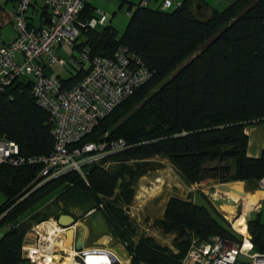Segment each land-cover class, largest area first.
<instances>
[{
  "label": "trees",
  "instance_id": "16d2710c",
  "mask_svg": "<svg viewBox=\"0 0 264 264\" xmlns=\"http://www.w3.org/2000/svg\"><path fill=\"white\" fill-rule=\"evenodd\" d=\"M17 2L0 0V14ZM90 18L96 17L84 2L76 21ZM118 46L135 54L152 75L74 146L121 139L131 147L85 165L83 177L69 172L34 190L39 167L0 166V264H27L20 255L27 227L20 220L53 195V204L61 205L56 219L70 216L68 208L100 213L128 264H181L192 241L207 243L215 236L240 244L207 201L202 206L190 198L166 200L152 224L172 236L170 247L144 235L133 242L125 208L137 180L161 168L153 158L166 159L189 186L243 182L255 190L264 179V156L246 157L243 133L246 125L264 122V0H235L220 12L204 10L195 0L168 11L137 5L120 35L109 25L80 29L72 50L87 48L89 58H109ZM68 66L73 74L56 76L65 90L88 72L87 66ZM50 129L28 81L13 79L0 94V138L14 142L22 156H46ZM107 162L113 164L105 169ZM45 218L34 214L30 219L40 223ZM245 225L252 251L264 254L259 211Z\"/></svg>",
  "mask_w": 264,
  "mask_h": 264
},
{
  "label": "built area",
  "instance_id": "2783aa9c",
  "mask_svg": "<svg viewBox=\"0 0 264 264\" xmlns=\"http://www.w3.org/2000/svg\"><path fill=\"white\" fill-rule=\"evenodd\" d=\"M84 2L86 0H18L10 16L14 38L8 42L0 39V94L13 79L28 81L34 103L48 116L52 138L50 152L46 156L33 157L20 155L14 142L0 138V166L39 167L35 175V181H40L38 184L69 172L83 177L82 168L85 165L99 164L103 158L131 147L121 139L86 143L81 147L74 145L152 75L142 61L123 46H118L109 58H89L87 48L80 51L77 59L70 58L65 62L59 58L58 48L72 47L80 29L92 30L106 22V16L102 13H98V18H90L85 23L77 22L76 17ZM36 6L46 12L44 24L40 28L29 27L27 21L29 8ZM139 6L145 7V1L140 2ZM178 6L163 0L160 10ZM68 64L87 66L88 72L77 85L65 90L55 75H45L44 70L54 65L64 67ZM257 189L264 190V179L257 182ZM207 198L210 204L223 200L229 202L217 185L209 186ZM232 201L238 207H244L241 197ZM256 209L257 204H252L251 210ZM94 212L91 209L86 217ZM243 219V235L233 228L231 220L227 221L231 230L240 237V244L230 243L217 236L210 238L207 243L192 241L181 264H264V254L252 251L245 217ZM48 225L52 231L50 235L45 230ZM64 231L53 218L34 225L30 231L32 234L26 233L23 238L21 258L27 264H49L52 261L44 263V252L41 249L43 239L62 241ZM50 255L63 261L70 259L73 264H128L117 250L115 252L111 249L90 248L75 252L58 247Z\"/></svg>",
  "mask_w": 264,
  "mask_h": 264
},
{
  "label": "rangeland",
  "instance_id": "374dc122",
  "mask_svg": "<svg viewBox=\"0 0 264 264\" xmlns=\"http://www.w3.org/2000/svg\"><path fill=\"white\" fill-rule=\"evenodd\" d=\"M106 0H92L94 4H101L103 6H106L108 9L102 10L98 6L96 8L98 10H102L104 12V15L107 17H110L111 13H113L111 10L112 8L109 4L105 3ZM8 9V7L6 8ZM96 9V10H97ZM125 7H123L120 10L115 9L114 17L112 18L110 25H112L115 28V31L119 35L127 21V17L125 16ZM97 13L101 11H96ZM103 14V13H102ZM205 15V13H204ZM96 18H98V14L95 15ZM0 24L2 26L1 32H7L8 30V20L5 16V14H0ZM13 34V33H12ZM67 47L62 48V55H60V58L66 62L68 59V50ZM69 71H68V70ZM53 75L58 76L60 78H65L68 76V73L71 74L74 72L73 69H71L68 65H65L64 67H60L58 65H54L51 68ZM153 163L159 164L161 166L160 169L152 171L141 177L139 180H137L135 187H134V196L133 199L128 206L127 210V216L130 220L131 227L134 230V236L132 238L133 242H136L137 238L140 235L144 236H150L152 237L156 243L163 247H170V242L172 239V236L162 234L153 224V220L159 219L161 214V208L165 201L169 197H176L179 199H187L191 196H195V203L198 205L205 206L208 200L207 194L209 193V185L210 184H204L202 186H189L187 185L182 177L172 168V166L167 162L166 159L163 158H153L151 160ZM131 164V162H129ZM113 163L107 162L102 165L103 168L107 169L110 165ZM225 183L223 184L227 189H229L228 192H224V197L227 198V200H232L235 198H238L237 193H244L246 190H248V187L245 185L242 188L241 191V185L238 183ZM40 184L35 185L32 190H34L36 187H38ZM213 185H219V184H213ZM54 196V195H53ZM53 196H51L46 201L42 202L37 208H35L31 213H26L23 216V219L20 220L22 224H24L25 227H27L26 233H31V229L34 225H38L39 223L33 222L30 218L34 214H39L40 216H45L46 218L44 221L53 218L56 221V215L59 214L60 206L53 204ZM239 197H242L241 195ZM246 201L248 200V197L246 195L243 196ZM230 198V199H229ZM2 201V196L0 195V202ZM149 203V204H148ZM219 202H214V204H210L211 207L217 206ZM103 204V202H102ZM219 208V206H218ZM240 206L236 208L237 213L235 215H228L226 212L223 215V219H227L232 221V218L236 215H239L240 212ZM247 210V208H245ZM242 208L241 214L243 215L246 210ZM90 211V210H89ZM89 211H83L79 209L74 208H68V212L70 213V216L75 220L85 221L86 220V214ZM94 211H96L94 209ZM259 220L261 224H264V198L260 202L259 207ZM42 221V222H44ZM233 225V223H232ZM231 229V228H230ZM2 230H0V233ZM65 233V232H64ZM63 233V238H64ZM32 234V233H31ZM33 236V235H32ZM61 242V241H60ZM90 248L97 249H111V250H120L126 261L129 262L128 257L124 253L123 250L120 248V242L114 239L110 234L108 235H102V236H89L87 237V242ZM62 243H60L61 245ZM69 244V241L65 237L63 239V244L61 245L62 248L67 249V245ZM59 245V246H60ZM60 247V248H61ZM57 255V254H55ZM51 261L49 264H64L70 261V259H66L63 261V259H57L55 257L51 258ZM55 261V262H54Z\"/></svg>",
  "mask_w": 264,
  "mask_h": 264
},
{
  "label": "crops",
  "instance_id": "0c3cea01",
  "mask_svg": "<svg viewBox=\"0 0 264 264\" xmlns=\"http://www.w3.org/2000/svg\"><path fill=\"white\" fill-rule=\"evenodd\" d=\"M145 1V7L152 9V10H160V6L163 0H106L105 3L109 4L112 8H114L113 10H111L113 13H111L110 17H107L106 15V22L104 23V25H99L96 27V30H100L101 28H103L105 25H109L110 27H112L114 30L115 28L110 25V22L112 20V18L114 17V13H115V9L116 10H120L123 7H125V16L128 18V16L126 15V13H131L132 10L139 5L140 2ZM171 5H175V4H182L185 0H169ZM196 3H199L201 5L204 6V10H213L216 12H220L224 9H226L229 5H231L235 0H195ZM86 5L89 6L92 10H93V15L95 16L96 14L100 13V12H96V11H101V13L104 14V12H102V10H107L108 8L106 6H103L101 4H94L92 2V0H86ZM96 6H98L100 9L102 10H98L96 8ZM196 6V4H193L192 7L194 8ZM97 9V10H96ZM172 8L167 9L170 10ZM12 8L8 7V9L5 8V11H3L2 13L5 14L7 20H8V30L7 32H1V24H0V39L4 42H8L11 41L14 38V33L11 29V23H10V16L12 13ZM46 18V12L40 7V6H36V7H31L29 8L28 12H27V21L28 23L32 26V27H37L40 28L43 24H44V20ZM128 20V19H127ZM127 23V21H126ZM126 26V24H125ZM124 26V28H125ZM123 28V30H124ZM122 30V32H123ZM116 32V31H115ZM121 32V33H122ZM13 33V34H12ZM117 33V32H116ZM120 33V34H121ZM119 34V35H120ZM118 35V34H117ZM82 41V40H81ZM78 41V42H81ZM62 48L63 47H59L58 48V56L60 58V55H62ZM73 48H67L64 50H68V59L72 58V59H77L78 55L80 52L76 51V50H72ZM68 59L66 61H68ZM70 67V66H69ZM84 67V66H82ZM71 68V67H70ZM86 68V67H84ZM72 69V68H71ZM68 70V69H67ZM69 71V70H68ZM74 71V70H73ZM51 68L50 69H45L44 70V74L45 75H53ZM55 74V73H54ZM70 72L68 73V76H70ZM73 74V73H72ZM68 76H66L65 78H67ZM58 77V76H57ZM60 78V77H59ZM64 79V78H61ZM243 133L246 137L247 143H246V150H245V155L247 158H251V159H257L259 158L261 155L264 156V122H260L257 124H248L244 127L243 129ZM233 183H239L241 185V191L242 188L245 186V184L243 182H233ZM210 184V183H209ZM216 183H211L210 185H213ZM232 184V183H231ZM230 184V185H231ZM209 185V186H210ZM192 186H202V185H192ZM244 195H246V197H248V200L253 201L251 203L252 204H257V209L255 211L251 210V205L249 207H247L248 209L246 210V212L243 214L245 215V220L248 219L252 213L259 211V207H260V202L261 200L264 198V190H259V189H255V190H246V192L243 193ZM243 195V196H244ZM252 197V198H251ZM242 198V197H241ZM230 199V198H229ZM243 199V198H242ZM3 200V199H2ZM191 200L192 202L195 201V196L192 195L191 196ZM2 202V201H1ZM0 202V203H1ZM166 202V201H165ZM208 202V200H207ZM195 203V202H194ZM149 204V203H148ZM165 204V203H164ZM164 204L161 208V214L160 217L162 215V211L164 208ZM214 204V203H213ZM219 206V208H218ZM238 206L232 201L230 200L229 202H226L225 200L223 201H219V203L217 204V206L213 205L214 210L219 213L221 216H223L222 214H225V212L228 215H235L237 213L236 208ZM223 208V209H222ZM229 208V209H228ZM126 209V208H125ZM128 210V208H127ZM127 210H125L126 213ZM242 212V208L240 209ZM232 211V212H231ZM92 216V215H91ZM91 216L87 217L85 221H80V220H75L76 221V225H84L87 226V223L89 222ZM264 225V224H263ZM76 226V227H77ZM75 229V227H74ZM3 231V230H2ZM65 239V237L63 238ZM30 240V239H29ZM87 239L85 241L84 244V249H90V246L88 245V243L86 244ZM71 244H72V237H71V242L69 245H67V249L71 250ZM120 248L121 250H123L122 245L120 244ZM118 254L124 258L123 253L120 250H117ZM124 251V250H123ZM125 253V252H124ZM122 258V260H123Z\"/></svg>",
  "mask_w": 264,
  "mask_h": 264
},
{
  "label": "water",
  "instance_id": "95a60500",
  "mask_svg": "<svg viewBox=\"0 0 264 264\" xmlns=\"http://www.w3.org/2000/svg\"><path fill=\"white\" fill-rule=\"evenodd\" d=\"M199 7L196 6V9ZM218 189L222 192H228L227 189L223 184L217 185ZM243 196L244 194H239ZM127 210V208L125 209ZM56 224L61 229H64V237L67 238L69 244L71 242L72 237V244L71 250L75 252L82 251L84 249V244L89 236H102L108 234L107 226L101 216L100 213L94 212L87 223V226L84 225H76L75 219H73L69 215H59L56 219ZM77 226V227H76ZM75 227V229H74ZM68 244V245H69Z\"/></svg>",
  "mask_w": 264,
  "mask_h": 264
},
{
  "label": "bare ground",
  "instance_id": "6f19581e",
  "mask_svg": "<svg viewBox=\"0 0 264 264\" xmlns=\"http://www.w3.org/2000/svg\"><path fill=\"white\" fill-rule=\"evenodd\" d=\"M238 195V197L240 196L239 194L240 193H237ZM242 198H243V202H244V207H243V209H245V208H247V207H249L250 205H251V203L253 202V201H246L245 200V198L242 196ZM252 198V197H251ZM223 209V208H222ZM229 209V208H228ZM248 209V208H247ZM246 210V209H245ZM232 212V211H231ZM233 214V213H232ZM245 217V215H236L235 217H234V221H233V228L239 233V234H242L243 235V233H244V218ZM232 223V222H231ZM50 226L48 225L46 228H45V230H46V234H51V232L52 231H50ZM44 240V245H43V247L41 248L42 250H43V252H44V257H45V261H44V263H48V262H50L51 261V258H53V257H55V258H57L58 259V257L57 256H53V255H50V252L51 251H53L54 249H57L58 247H61V245L63 244V240L60 242V241H55V242H52V240L50 239V238H48V239H46V238H44L43 239ZM56 243V244H55ZM60 243H62L61 245H60ZM60 245V246H59ZM62 248V247H61ZM66 260V259H65ZM55 262V261H54ZM64 264H73V262H70V261H68L67 263L65 262Z\"/></svg>",
  "mask_w": 264,
  "mask_h": 264
}]
</instances>
